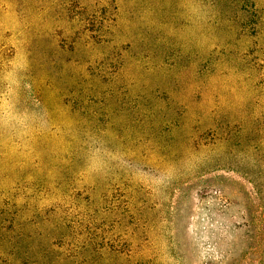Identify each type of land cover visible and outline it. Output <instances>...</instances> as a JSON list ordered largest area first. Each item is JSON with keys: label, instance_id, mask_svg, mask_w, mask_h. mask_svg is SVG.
<instances>
[{"label": "rangeland", "instance_id": "374dc122", "mask_svg": "<svg viewBox=\"0 0 264 264\" xmlns=\"http://www.w3.org/2000/svg\"><path fill=\"white\" fill-rule=\"evenodd\" d=\"M0 264H264V0H0Z\"/></svg>", "mask_w": 264, "mask_h": 264}]
</instances>
